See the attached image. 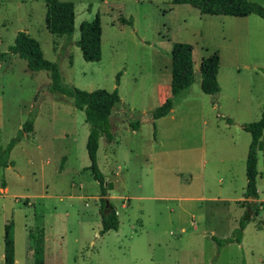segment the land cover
<instances>
[{"label": "rangeland", "instance_id": "374dc122", "mask_svg": "<svg viewBox=\"0 0 264 264\" xmlns=\"http://www.w3.org/2000/svg\"><path fill=\"white\" fill-rule=\"evenodd\" d=\"M63 1L73 4L69 37L48 32L43 0H0V145L32 119L0 172V264L8 222L13 264H32V238L41 232L43 264H264V135L256 147L258 198L244 199L251 138L242 128L264 106V19L200 14L172 0ZM249 1L264 7V0ZM94 16L100 57L84 61L79 23ZM18 31L57 64L62 84L116 88L112 137H99L96 150L105 196L85 169L83 112L49 90L47 71L2 54ZM174 42L192 48L193 82L166 115L152 119L169 96ZM213 52L219 90L206 94L198 64ZM103 199L118 223L100 233ZM240 221L239 242L218 247L211 239L230 236Z\"/></svg>", "mask_w": 264, "mask_h": 264}, {"label": "trees", "instance_id": "16d2710c", "mask_svg": "<svg viewBox=\"0 0 264 264\" xmlns=\"http://www.w3.org/2000/svg\"><path fill=\"white\" fill-rule=\"evenodd\" d=\"M44 2V23L48 32L56 37H69L73 30V4L63 0H43ZM174 4L186 3L198 10L200 14L226 15V16H246L255 14L264 19V7L249 0H172ZM123 22L122 18H118ZM131 23V21H127ZM81 57L84 61H97L100 57V26L97 16L90 21L79 23V38L76 41ZM191 46L184 42H174L170 51V83L169 96L164 99L151 113L152 119L166 115L178 102L183 90L187 89L193 82L194 69L191 59ZM2 54H13L22 58L26 62V67L30 71L45 70L49 74V90L58 92L71 100L72 106L81 110L84 114V121L88 124V133L85 140V151L88 158V165L85 167L97 182L100 196L106 195L105 183L101 172L96 165V150L99 137H104L110 141L112 134L109 130V114L113 107L119 103L116 88L111 91L104 89H94L85 91L76 87H69L60 82V75L57 64L42 55L38 42L24 31L15 34L13 43L8 46L7 51ZM218 55L213 52L202 58L198 64L199 86L202 92L213 94L219 90L216 80L218 68ZM116 75V81L118 80ZM135 130L138 123L131 125ZM243 130L250 134L245 157V186L243 191L244 199L255 200L258 194L255 186L256 178V147L259 138L264 135V106L261 110L260 118L251 123L243 125ZM32 130V119L28 118L17 131L16 135L10 138L3 146L0 145V172L3 168L11 165L8 159L13 145L18 141L23 133ZM5 187V182L0 176V188ZM101 201L100 210V233L117 228L116 213L111 204ZM254 202V201H250ZM243 221L232 234L226 238L219 239L211 236L217 246L230 241H240ZM11 222L4 226L3 236V264L14 263L13 241L10 235ZM32 264H43V234L32 238Z\"/></svg>", "mask_w": 264, "mask_h": 264}, {"label": "water", "instance_id": "95a60500", "mask_svg": "<svg viewBox=\"0 0 264 264\" xmlns=\"http://www.w3.org/2000/svg\"><path fill=\"white\" fill-rule=\"evenodd\" d=\"M107 202H105V206H106Z\"/></svg>", "mask_w": 264, "mask_h": 264}]
</instances>
